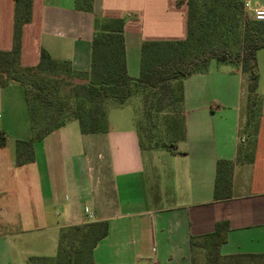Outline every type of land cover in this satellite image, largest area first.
Returning <instances> with one entry per match:
<instances>
[{
  "label": "crops",
  "instance_id": "1",
  "mask_svg": "<svg viewBox=\"0 0 264 264\" xmlns=\"http://www.w3.org/2000/svg\"><path fill=\"white\" fill-rule=\"evenodd\" d=\"M74 1L32 0L31 20L22 27V68L35 67L44 50L54 61L68 62L75 77L87 75L96 18L124 20L125 67L134 79L144 42L186 37L185 0H92L90 12L77 10ZM13 14L14 0H0L3 52L12 48ZM259 71L261 117L252 162L237 154L244 143L239 130L246 76L212 63L182 82L181 129L171 148L140 145L139 113H123L141 111L137 96L119 107L113 121L106 113L105 133L81 134L74 121L35 141L31 163L16 166L6 143L0 148V264L54 257L62 228L93 222L108 225L93 249L95 264H192L190 237L209 235L220 222L228 224L221 257L263 255L264 64ZM14 88H0V113L8 116L0 132L28 140L24 91L26 110ZM220 160L234 162L231 198L214 201Z\"/></svg>",
  "mask_w": 264,
  "mask_h": 264
},
{
  "label": "trees",
  "instance_id": "2",
  "mask_svg": "<svg viewBox=\"0 0 264 264\" xmlns=\"http://www.w3.org/2000/svg\"><path fill=\"white\" fill-rule=\"evenodd\" d=\"M244 2L185 0L186 37L179 41L144 42L139 76L134 79L128 76L125 67L123 19H95L87 75L75 77L68 62L54 61L44 50L35 67L22 68L19 62L22 27L31 20L32 0H14L12 48L0 51V88L10 84L23 87L32 131L30 139L16 141L15 165L33 162L34 142L70 122H77L84 135L105 133L106 104L121 107L132 96L140 97L142 103L136 122L140 145L171 148L181 129L182 82L191 75L206 72L211 62L232 65L246 76L244 123L239 130L244 143L237 154L238 159L252 162L261 117L255 55L264 49V22L253 20L244 9ZM74 6L90 12L92 0H75ZM211 39L213 44L204 45ZM65 77L87 82L72 84ZM5 144V136L0 132V148ZM233 167V161H217L214 201L231 198ZM107 230V222L62 228L55 256L30 257L26 264H95L93 249ZM227 232V222H220L211 234L190 237L192 254L196 247L204 250L205 264H264V254L221 257L219 249Z\"/></svg>",
  "mask_w": 264,
  "mask_h": 264
},
{
  "label": "rangeland",
  "instance_id": "3",
  "mask_svg": "<svg viewBox=\"0 0 264 264\" xmlns=\"http://www.w3.org/2000/svg\"><path fill=\"white\" fill-rule=\"evenodd\" d=\"M251 8H263L264 9V0H248ZM249 16L251 17V15L249 14ZM252 18V17H251ZM214 40L211 39V42L205 41L204 45L207 44H213ZM212 64H215L214 62H211ZM264 64V49L259 50L256 53V57H255V65H256V70L257 72H260L259 70H261V66H263ZM221 69H225L230 71L231 73H233L236 70V67L232 66V65H218ZM242 79V78H241ZM13 87H15V91H17L19 93V96L21 95V101L23 102L24 105V109L26 110L25 107V103L23 101V87L21 85L18 84H12ZM242 86H244L242 84ZM132 100L131 102H137V97L132 96ZM12 117L17 120L19 118L17 111H16V107H12ZM121 111L119 107L111 105L109 102L106 104V113L109 115L110 119L113 121V119L117 116V112ZM123 113L125 116L129 117V118H135V116L137 115V113H139L138 110H133L132 108H130V110H128V108H124L123 109ZM8 116L4 115L3 113H0V126L3 124V121L7 118ZM11 117V116H10ZM29 126V124H28ZM2 133V132H1ZM4 134V133H3ZM5 139H6V143L9 146V148L12 151V155L15 156V145H16V141H14L13 139H11V137H7L5 134ZM30 258V257H28ZM27 258V259H28ZM204 259H205V252L204 250H202L199 247H196L193 251V263L192 264H205L204 263Z\"/></svg>",
  "mask_w": 264,
  "mask_h": 264
},
{
  "label": "built area",
  "instance_id": "4",
  "mask_svg": "<svg viewBox=\"0 0 264 264\" xmlns=\"http://www.w3.org/2000/svg\"><path fill=\"white\" fill-rule=\"evenodd\" d=\"M244 9L251 15L252 19L258 22H264V9L251 8L248 1L244 2Z\"/></svg>",
  "mask_w": 264,
  "mask_h": 264
},
{
  "label": "water",
  "instance_id": "5",
  "mask_svg": "<svg viewBox=\"0 0 264 264\" xmlns=\"http://www.w3.org/2000/svg\"><path fill=\"white\" fill-rule=\"evenodd\" d=\"M65 79L69 82H71L72 84H80V83H86V80H80V79H69L67 77H65Z\"/></svg>",
  "mask_w": 264,
  "mask_h": 264
}]
</instances>
